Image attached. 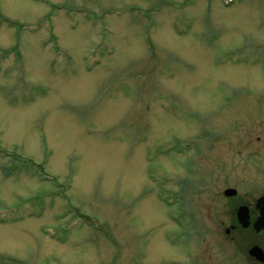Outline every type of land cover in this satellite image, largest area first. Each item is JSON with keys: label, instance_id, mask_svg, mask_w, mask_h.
I'll use <instances>...</instances> for the list:
<instances>
[{"label": "rangeland", "instance_id": "374dc122", "mask_svg": "<svg viewBox=\"0 0 264 264\" xmlns=\"http://www.w3.org/2000/svg\"><path fill=\"white\" fill-rule=\"evenodd\" d=\"M227 186L264 193V0H0V264L227 262Z\"/></svg>", "mask_w": 264, "mask_h": 264}, {"label": "flooded vegetation", "instance_id": "af4514ba", "mask_svg": "<svg viewBox=\"0 0 264 264\" xmlns=\"http://www.w3.org/2000/svg\"><path fill=\"white\" fill-rule=\"evenodd\" d=\"M253 121L260 120L253 118ZM255 137V141L260 142V135L257 134ZM226 188H230L234 192L225 195L224 201L227 204L220 210L219 218L224 224L222 230L228 243V249L231 248L227 252L229 261H224V263L208 261L204 258V253L200 254L195 250L189 261L180 262L169 258L166 264H264V226H255V222L261 215V205H257V200L264 193L257 197L250 195L248 198L238 199L234 187L227 186ZM166 238L168 239L169 236ZM207 256L208 259H211L213 255L207 253Z\"/></svg>", "mask_w": 264, "mask_h": 264}, {"label": "water", "instance_id": "95a60500", "mask_svg": "<svg viewBox=\"0 0 264 264\" xmlns=\"http://www.w3.org/2000/svg\"><path fill=\"white\" fill-rule=\"evenodd\" d=\"M234 190H228V194L233 193ZM257 205L260 206L261 205V209H260V217L257 219V221L255 222V226H264V195L260 196L257 200Z\"/></svg>", "mask_w": 264, "mask_h": 264}]
</instances>
